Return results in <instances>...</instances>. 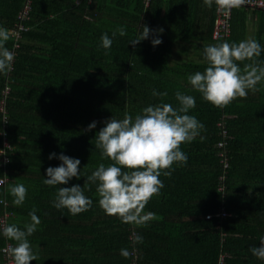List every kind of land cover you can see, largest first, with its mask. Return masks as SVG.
<instances>
[{
  "label": "trees",
  "instance_id": "1",
  "mask_svg": "<svg viewBox=\"0 0 264 264\" xmlns=\"http://www.w3.org/2000/svg\"><path fill=\"white\" fill-rule=\"evenodd\" d=\"M24 1L0 0V26L13 29ZM29 1L17 47L13 50L11 36L6 44L14 53L12 70L0 74V176L8 178L0 187V201L5 203L0 202V216L8 213L6 225L23 229L30 223L29 212L37 210L41 223L28 239L40 248L39 262L218 264L221 257L222 264H264L249 252L264 235V84L257 85L258 91H249L247 98L216 107L187 81L190 74L204 70L203 58L168 62L176 42H196L204 48L242 41L247 14L254 13L261 26L264 12L233 7L227 38L213 40L215 0L211 7L204 0H149L146 6L144 0ZM141 25H147L153 35L133 47L129 42L139 36ZM119 27L127 35L114 38L110 49L102 48L100 37L105 33L111 37ZM159 29L163 32L155 38L162 42L153 47L151 40ZM257 59L264 61V52ZM154 89L167 91L163 102L173 107L178 106L176 91L194 96L196 106L189 114L204 130L181 145L186 164H174L170 177L161 175L164 187L144 209L156 218L139 226L124 224L99 207L96 185L84 182L99 164L112 163L95 146L103 122L122 119L126 112L134 117L160 103L151 94ZM222 117L228 168L219 192L223 172L216 144L222 139L217 127ZM93 121L96 127L85 132ZM51 153L79 159L80 178L67 185H45V170L60 164L56 158L48 159ZM14 184H24L28 190L20 206L10 194ZM74 184L84 187L91 208L77 215L54 208L58 188ZM220 209L226 217L205 219ZM131 232L141 235L143 243L133 244ZM5 242L14 246L0 235V249ZM122 248L135 251L134 263L131 254L120 255Z\"/></svg>",
  "mask_w": 264,
  "mask_h": 264
},
{
  "label": "clouds",
  "instance_id": "2",
  "mask_svg": "<svg viewBox=\"0 0 264 264\" xmlns=\"http://www.w3.org/2000/svg\"><path fill=\"white\" fill-rule=\"evenodd\" d=\"M214 0H204L211 7ZM245 0H215L217 4L230 3L242 5ZM142 31L129 44L133 47L153 35L147 25H141ZM163 32L159 29L151 40L152 46L162 41L155 36ZM127 35L124 27H119L109 37L107 33L100 37L101 47L111 48L114 38ZM10 32L0 26V74L7 75L12 70L14 53L6 46L10 40ZM264 48L255 39L240 42L227 41L209 44L203 48L202 62L204 70L197 71L187 77L191 88L199 93L205 102L216 107H223L237 98H247L249 91H258L257 85L264 82V61L257 58ZM107 54V52H106ZM241 65H243L241 67ZM153 97H159L160 103L149 105L135 115L124 113L122 119L109 118L95 136L96 148L101 151L102 158L112 163H103L87 177L85 185H96L99 207L109 216L118 217L122 223L143 225L155 219V213L144 212L152 197L159 195L164 187L161 175L170 177L173 165L183 166L187 162V154L181 150V145L190 143L200 136L204 125L189 111L196 106L195 97L181 91L175 92L177 107L163 102L167 91H152ZM96 127V122L90 123L85 132ZM2 134V133H0ZM203 139V137H201ZM60 161L57 167L45 170L43 183L48 186L67 185L73 178H80V160L64 154L57 156L51 153L49 160ZM8 180L6 175L0 176V185ZM24 184L10 186L13 203L20 206L27 196ZM56 209H67L72 215L88 211L92 200L85 196L84 187L74 184L71 187H59L52 202ZM33 208L29 212L30 223L23 229L16 224H7L2 228L4 237L14 242L9 251L13 264H31L38 259L33 253L29 237L32 236L41 220ZM133 244L143 243V237L133 233ZM249 252L264 261V235L259 237V246L249 248ZM129 250L122 248L120 255L127 258Z\"/></svg>",
  "mask_w": 264,
  "mask_h": 264
},
{
  "label": "built area",
  "instance_id": "3",
  "mask_svg": "<svg viewBox=\"0 0 264 264\" xmlns=\"http://www.w3.org/2000/svg\"><path fill=\"white\" fill-rule=\"evenodd\" d=\"M149 0H144V5L146 6ZM233 7H242V8H247L249 10H258L264 12V0H245V2L242 5L235 6L230 3H224V4H218L216 8V17L214 20V25H213V30H212V39L213 40H224L227 38L229 30H228V21L230 17V11ZM30 9V1L25 0L20 11L17 14V22L14 24L13 29H11L10 36L13 38L14 41V46L13 50L17 47L16 46V41L19 39L20 34L22 31H24V27L22 26V21L27 18V13ZM7 89H5L6 92ZM4 92V93H5ZM225 125V118L222 117L221 120L217 123V127L219 128V134L222 137V139L217 142L216 146L219 149L217 156L219 157V164L221 165V169L223 174L218 178V188L217 190L219 192L223 191V180H224V172L228 168V158L227 155L224 151V137L226 135V131L224 128ZM6 146V144H3ZM5 163V159H2V164ZM5 184V183H4ZM3 185H0V187H3ZM3 205H5L4 202L0 201ZM9 214L8 213H3L2 216H0V235L3 236L2 234V228L4 225H6V220L8 218ZM227 213L223 210L220 209L218 213L215 215H207L205 216V219H209L211 217H216V218H223L226 217ZM132 236L133 232H131L129 236V240L132 241ZM4 237V236H3ZM12 245L9 242H5L3 247L0 249V254L2 258V264H13L12 262V257L11 253L9 251L10 247ZM131 256L133 257L132 263H134V258H135V251H132ZM218 264H222V258L220 257L218 260Z\"/></svg>",
  "mask_w": 264,
  "mask_h": 264
},
{
  "label": "crops",
  "instance_id": "4",
  "mask_svg": "<svg viewBox=\"0 0 264 264\" xmlns=\"http://www.w3.org/2000/svg\"><path fill=\"white\" fill-rule=\"evenodd\" d=\"M263 25L261 24L260 26V23L256 15L252 12H249L246 16L245 34H244L243 40L255 39L260 43L261 46H263L264 31H261L259 35L257 34L259 27L262 28ZM202 52H203V48L201 47L200 43L190 42L187 44H182V43L176 42L172 46L168 62L170 65L182 64V63H187V62H192V61L197 62L201 58H203ZM31 247H32L33 253L38 256V259L32 261L31 264H41L39 262V259L42 256L40 248L36 246H31Z\"/></svg>",
  "mask_w": 264,
  "mask_h": 264
}]
</instances>
